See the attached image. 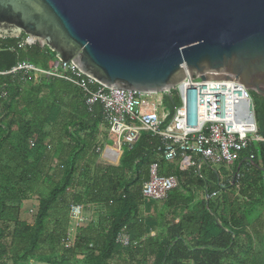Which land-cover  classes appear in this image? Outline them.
<instances>
[{
    "label": "trees",
    "instance_id": "trees-1",
    "mask_svg": "<svg viewBox=\"0 0 264 264\" xmlns=\"http://www.w3.org/2000/svg\"><path fill=\"white\" fill-rule=\"evenodd\" d=\"M24 38H0V72L23 61L46 69L56 60ZM32 79L0 75V92H7L0 99V264H262L253 239L260 236L264 247V172L245 159L264 168V98L249 91L263 141L238 152L232 176L222 183L218 171L193 179L179 171L188 185L214 195L186 212L177 206L179 221L162 222L161 233L146 238L141 186L149 165L162 160L163 141L143 131L130 147L122 145L117 166L101 164L97 137L107 125L100 103L85 105L81 91L64 79L42 76L38 85ZM163 104L170 112L166 124L179 105L174 91ZM29 194L37 195V212L33 222L20 221L19 206ZM72 205L96 207L98 222L72 230L78 221ZM121 233L130 245L117 242Z\"/></svg>",
    "mask_w": 264,
    "mask_h": 264
},
{
    "label": "water",
    "instance_id": "water-1",
    "mask_svg": "<svg viewBox=\"0 0 264 264\" xmlns=\"http://www.w3.org/2000/svg\"><path fill=\"white\" fill-rule=\"evenodd\" d=\"M13 33L107 88L171 99L196 77L264 98V0H0Z\"/></svg>",
    "mask_w": 264,
    "mask_h": 264
},
{
    "label": "built area",
    "instance_id": "built-area-1",
    "mask_svg": "<svg viewBox=\"0 0 264 264\" xmlns=\"http://www.w3.org/2000/svg\"><path fill=\"white\" fill-rule=\"evenodd\" d=\"M20 34L3 35L0 38H17ZM24 43L28 44L26 35ZM5 74L17 75L21 81L28 76L34 79L45 76L66 80L81 91L85 105L100 103L103 121L107 125L105 131L116 140L119 149L123 144L130 147L141 132H149L163 141L160 158L171 161L178 156L181 170L193 165L192 156L199 157L211 166L230 167L238 152L250 142L263 141L256 134L253 101L249 90L245 88L211 85L196 77L180 82L171 90L175 92L179 105L165 124L170 117L169 110L163 104L166 93L107 88L83 74L70 62L54 60L48 63V68L40 69L23 61L9 71L0 72V75ZM6 97L7 92L2 90L0 99ZM96 151H99V147ZM178 187V179L173 175L160 174L158 162L155 161L149 165L148 178L141 186V195L153 202H164L168 194ZM213 195L206 194L205 199ZM70 215L78 219L80 206L72 205ZM121 234L117 242L124 247L130 245L126 235Z\"/></svg>",
    "mask_w": 264,
    "mask_h": 264
},
{
    "label": "crops",
    "instance_id": "crops-1",
    "mask_svg": "<svg viewBox=\"0 0 264 264\" xmlns=\"http://www.w3.org/2000/svg\"><path fill=\"white\" fill-rule=\"evenodd\" d=\"M109 154H111V152H109ZM179 160L180 158L177 156L171 161H165L163 159L157 161L159 165L160 174L175 176L179 181V187L172 190L168 194L165 200L166 201L165 204H163L164 202H153L148 199H143V203L141 205V213H142V218L144 219L145 224H146L145 226V231H146L145 237L146 238L156 237L159 233H161L163 229V227H161L162 222H170L171 224H176L179 221L182 215L175 216L173 213V210L177 206L179 207L184 206L185 208L184 212H186L188 209H191L192 206L198 201L197 198L194 199L188 195L189 190L195 186L201 189L202 188L205 189L206 186L200 187L199 185L196 184V182L193 185H188L189 184L188 180L193 179L194 178L193 176H195V174H197L198 172L200 173V171L206 177L210 176L211 170L216 171L213 168V166L202 162L200 158L196 156H192V162H193L192 166H189L185 170H181ZM179 171L187 172V176L188 178L190 177V179H187L186 176H180L178 178L177 173ZM185 192H186V195L183 194ZM206 194L207 192L205 190L203 198H205ZM162 211H163V215L160 213Z\"/></svg>",
    "mask_w": 264,
    "mask_h": 264
},
{
    "label": "rangeland",
    "instance_id": "rangeland-1",
    "mask_svg": "<svg viewBox=\"0 0 264 264\" xmlns=\"http://www.w3.org/2000/svg\"><path fill=\"white\" fill-rule=\"evenodd\" d=\"M13 34H17V33H13ZM25 82H27V81H25ZM31 83H32V85H36V84L38 85L39 80L32 79ZM53 135H54V138L56 139L58 134L55 131L53 133ZM97 141L100 144L99 151H96L98 153V156L96 158L97 162L104 164V165L117 166L119 164V160H120L122 153H123L122 146L119 149L116 140H114L113 137L108 136V134L105 132V130L102 127H101V133L97 137ZM109 147L118 149L120 154L115 155V153H114V156L110 155L109 152L112 150V148L109 149ZM116 159H117V161H115ZM55 164L57 165L58 162H56ZM54 165H51L52 168L54 167ZM233 166H234V163L230 167H227V166L223 167V166H219V165L213 166V168L216 171H218L219 174L221 175L220 176L221 183H222L224 178H228V177L232 176L231 173H232ZM225 173H228L229 175H225V177H224ZM55 179L57 180V177H55ZM204 191H205V189H203V188L201 189V188L195 186L189 190L188 195L194 199L197 198L198 199L197 202H199L203 199ZM183 194L186 195V192ZM37 208H38L37 195L36 194H33V195L29 194L27 196V198L23 202H21V204L19 206V215H18L19 220L20 221H26V222H33L34 217H35L36 212H37ZM162 209H164V208H162ZM259 211H261V209H259ZM160 213L163 215V211ZM261 213H263V212L261 211ZM255 214H257V212ZM263 218H264V216H263ZM77 220L78 221L75 223L72 222V226H71L72 230H74L76 225H82V226L95 225L99 220L98 209L94 206H91V205L84 206V207L81 206L80 207V215H79V218ZM121 235H123V234H120L118 237H121ZM259 239H260V236H254L253 252H254V256H255L256 260L263 264V262H264V247L259 244Z\"/></svg>",
    "mask_w": 264,
    "mask_h": 264
},
{
    "label": "bare ground",
    "instance_id": "bare-ground-1",
    "mask_svg": "<svg viewBox=\"0 0 264 264\" xmlns=\"http://www.w3.org/2000/svg\"><path fill=\"white\" fill-rule=\"evenodd\" d=\"M112 148V147H109V149ZM111 152V155L113 156V154L115 153V155L118 154L119 150L118 149H115V148H112V150L110 151ZM120 154V152H119ZM118 159V158H117ZM117 159L115 161H117ZM111 162V161H110Z\"/></svg>",
    "mask_w": 264,
    "mask_h": 264
}]
</instances>
